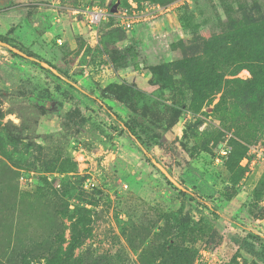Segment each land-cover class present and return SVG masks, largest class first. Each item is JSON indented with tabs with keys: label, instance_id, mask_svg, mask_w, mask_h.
Masks as SVG:
<instances>
[{
	"label": "rangeland",
	"instance_id": "rangeland-1",
	"mask_svg": "<svg viewBox=\"0 0 264 264\" xmlns=\"http://www.w3.org/2000/svg\"><path fill=\"white\" fill-rule=\"evenodd\" d=\"M134 1L180 5L128 31L74 10L129 0H0V37L65 77L0 45V264H264V58L208 73L264 0Z\"/></svg>",
	"mask_w": 264,
	"mask_h": 264
},
{
	"label": "built area",
	"instance_id": "built-area-1",
	"mask_svg": "<svg viewBox=\"0 0 264 264\" xmlns=\"http://www.w3.org/2000/svg\"><path fill=\"white\" fill-rule=\"evenodd\" d=\"M179 5L178 2L166 6L149 2L138 4L134 0H129L128 5L119 6L115 13L112 12V8L106 9L102 6L86 7L84 9L74 10V13H80L84 16L85 26L89 29L98 27L102 21L114 16L119 26L125 30L132 31L143 25L150 27L159 25L161 20L174 13ZM57 41L60 44L62 43L60 38H57ZM92 185L93 184L90 183V186ZM201 255V258H204L210 255V252L204 250Z\"/></svg>",
	"mask_w": 264,
	"mask_h": 264
},
{
	"label": "trees",
	"instance_id": "trees-1",
	"mask_svg": "<svg viewBox=\"0 0 264 264\" xmlns=\"http://www.w3.org/2000/svg\"><path fill=\"white\" fill-rule=\"evenodd\" d=\"M123 6H126V5H123ZM247 37L251 41H254V42L248 43L247 47L245 49H243V54H240L239 53L240 51H238L239 57L233 56V54H234V51H232L233 49L222 50L221 48H216L215 51L213 52V54L211 55L210 59H209V72L208 73H212L213 77H217V75H218L217 70L219 69V66L217 64H215V61H218L219 57L224 59V60H222V62L225 63L226 66H230V67L233 66L234 69H236V67L239 68V64H238L239 61H237V60L246 59L247 57H249L251 55H254V56L259 55L260 57L264 58V36H262L260 39H256L255 37H252V36H247ZM239 43L241 44V41ZM231 51H232V53H230ZM230 55H232V56H230ZM230 60H233V62H230ZM224 61H226V62H224ZM139 67H140L139 63H135V68L139 69ZM210 67L213 70H211ZM227 71H230V70H227ZM233 71L234 70H232L231 72H233ZM228 82H229V84H233L234 80H228ZM212 84L213 85H212L211 91L212 92L218 91L219 89H217L216 87H218L220 85L219 82H214ZM108 112L110 114L114 115L119 121H122L121 117L118 114H116L115 112H112L111 108H108ZM47 263L48 264H75V260H74V258H72L70 256L69 252H65L62 257H60V258L56 257L55 261H54V257L47 258V261L45 262V264H47ZM20 264H31V263H29L28 261H20Z\"/></svg>",
	"mask_w": 264,
	"mask_h": 264
},
{
	"label": "water",
	"instance_id": "water-1",
	"mask_svg": "<svg viewBox=\"0 0 264 264\" xmlns=\"http://www.w3.org/2000/svg\"><path fill=\"white\" fill-rule=\"evenodd\" d=\"M117 8H118V5H115L112 7V12H117ZM0 45L12 50L14 53L16 54H19L25 58H29L37 63H39L43 68H46V69H49L51 70L54 74L62 77V78H65L60 72L59 70L54 67L52 64H50L49 62L47 61H43V60H40L39 58H36L34 56H30L28 55L27 53L23 52L21 49L13 46L12 44L2 40L0 38ZM67 80V79H66ZM71 83V82H70ZM73 84V83H72ZM75 85V84H74ZM153 162L162 170V172L165 174V176H167L168 179H170L174 184H176L177 186H179L180 188H182L183 190H186L181 184H179V182H177L173 177L172 175L168 172V170L162 166L160 163H158L155 159H153Z\"/></svg>",
	"mask_w": 264,
	"mask_h": 264
},
{
	"label": "crops",
	"instance_id": "crops-1",
	"mask_svg": "<svg viewBox=\"0 0 264 264\" xmlns=\"http://www.w3.org/2000/svg\"><path fill=\"white\" fill-rule=\"evenodd\" d=\"M162 21H163V20H162ZM165 21H167V20H165ZM165 21H163V22H164V24H163L164 26L166 25L165 23H167V22H165Z\"/></svg>",
	"mask_w": 264,
	"mask_h": 264
}]
</instances>
